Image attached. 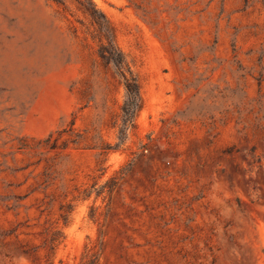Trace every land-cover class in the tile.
I'll return each mask as SVG.
<instances>
[{
  "label": "rangeland",
  "instance_id": "1",
  "mask_svg": "<svg viewBox=\"0 0 264 264\" xmlns=\"http://www.w3.org/2000/svg\"><path fill=\"white\" fill-rule=\"evenodd\" d=\"M93 1L0 0V264H264V0Z\"/></svg>",
  "mask_w": 264,
  "mask_h": 264
},
{
  "label": "trees",
  "instance_id": "2",
  "mask_svg": "<svg viewBox=\"0 0 264 264\" xmlns=\"http://www.w3.org/2000/svg\"><path fill=\"white\" fill-rule=\"evenodd\" d=\"M76 2L83 10V12L89 15L90 18L96 24H98L101 30L108 28V20L105 13L97 7L96 3L93 0H76ZM99 55L107 62H114L117 66V70L120 76L125 78L126 90L132 97L131 101H128L126 103L125 107L131 112H135V110H137L141 106L139 103L141 100L140 87L136 81L134 83H131L127 80L128 73H130L131 78L135 79V77L132 75L125 54L116 46L113 38H111L110 36H106V43H100Z\"/></svg>",
  "mask_w": 264,
  "mask_h": 264
}]
</instances>
